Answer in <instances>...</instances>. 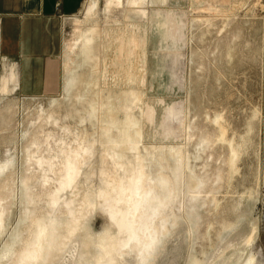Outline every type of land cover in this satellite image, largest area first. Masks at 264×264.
<instances>
[{
  "label": "rangeland",
  "instance_id": "374dc122",
  "mask_svg": "<svg viewBox=\"0 0 264 264\" xmlns=\"http://www.w3.org/2000/svg\"><path fill=\"white\" fill-rule=\"evenodd\" d=\"M250 259L264 0H85L45 88L0 95V264Z\"/></svg>",
  "mask_w": 264,
  "mask_h": 264
},
{
  "label": "crops",
  "instance_id": "0c3cea01",
  "mask_svg": "<svg viewBox=\"0 0 264 264\" xmlns=\"http://www.w3.org/2000/svg\"><path fill=\"white\" fill-rule=\"evenodd\" d=\"M85 0H0V95H32L45 88L47 70L63 49V22Z\"/></svg>",
  "mask_w": 264,
  "mask_h": 264
},
{
  "label": "bare ground",
  "instance_id": "6f19581e",
  "mask_svg": "<svg viewBox=\"0 0 264 264\" xmlns=\"http://www.w3.org/2000/svg\"><path fill=\"white\" fill-rule=\"evenodd\" d=\"M141 183L140 179L138 177H134L132 178L131 184H130V188L132 189V193L135 196V199L130 198L129 199V203L130 204H134L135 201L138 200V198L141 196V193H139V184ZM129 207H131V205H129ZM129 215H133V213H129ZM253 260L250 259L248 264H252Z\"/></svg>",
  "mask_w": 264,
  "mask_h": 264
}]
</instances>
